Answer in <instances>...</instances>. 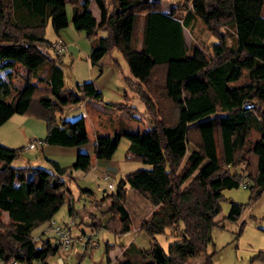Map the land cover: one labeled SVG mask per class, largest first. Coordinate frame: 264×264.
I'll use <instances>...</instances> for the list:
<instances>
[{
	"label": "trees",
	"instance_id": "trees-1",
	"mask_svg": "<svg viewBox=\"0 0 264 264\" xmlns=\"http://www.w3.org/2000/svg\"><path fill=\"white\" fill-rule=\"evenodd\" d=\"M95 1L99 21L89 0H0V125L13 114L33 115L45 123L42 142L75 146L89 141V135L83 116H57L66 107L92 99L130 116L135 113L126 103L104 101L92 80L65 86L61 56L52 50L55 40L45 36L48 23L55 32L69 23L82 31L90 42L88 60L99 71L106 53H120L129 72L124 81L152 117L151 126L97 135L93 158L110 159L125 136L129 157L148 167L126 173L98 197L89 188H78V198L92 203L91 211L82 209L89 219L84 224L115 234L129 231L126 185L144 172L147 180L137 191L155 208L139 229L153 237L170 228L180 239L166 250L155 240L147 248L130 242L116 264H136L132 254L137 264H186L202 254V264H213L214 252H206L213 227L237 221L264 192V0H179L167 11L163 0ZM197 20L221 38L210 55L197 44L189 51L184 31ZM140 26L141 47L136 48ZM223 26L233 30L230 44ZM15 74L22 77L20 85L12 80ZM19 149L0 142V263L56 264L48 258L59 244L47 236L36 245L32 230L55 215L65 195L68 214L76 212L69 172L77 165L48 159L47 166H15ZM90 165L88 160L83 171ZM29 172L34 173L32 183ZM242 182L249 189L248 201H231L227 213L217 218L223 190ZM55 192L57 196H49ZM109 247L107 243V263ZM254 258L264 261V251Z\"/></svg>",
	"mask_w": 264,
	"mask_h": 264
},
{
	"label": "rangeland",
	"instance_id": "rangeland-1",
	"mask_svg": "<svg viewBox=\"0 0 264 264\" xmlns=\"http://www.w3.org/2000/svg\"><path fill=\"white\" fill-rule=\"evenodd\" d=\"M177 1L179 0H163L161 4L162 9L169 10L170 7ZM67 9L68 12L71 11L70 4H67ZM262 15H264L263 8ZM220 30L224 32L226 43H232L234 36V34H232V28L229 26H223ZM184 33L186 42L189 46V51L191 50L192 45L197 44L203 48L207 55H210L213 45L219 43V34L206 27L199 20L195 22L190 30L185 29ZM54 34V30L52 29L50 23H48L45 28V36L47 38H53ZM139 35V43L137 44L136 48L141 47L142 26L139 27ZM82 40L87 43L89 42V39L84 34H82ZM113 51L115 52V54H117L119 63L120 65H122V68L127 69V64L121 54L116 52L115 50ZM60 66L64 72L66 87L70 86L72 77L75 73L74 69L80 72L85 68H88L87 62L83 56L77 61L73 62L72 55L67 52H65L64 56L62 55V62L60 63ZM85 74H87L86 71ZM12 80L16 85H20L23 81L22 77L17 74L13 76ZM103 100L105 101L104 98ZM97 103L98 101H91L87 105L86 112H83L86 116V129L89 138L91 139H89L86 145L81 147L82 149H78L79 151H85L86 149H88V152L86 153L92 154V157V149L94 145L93 142H95L94 137L96 130L100 131V133L102 134L113 133L114 128H116L117 132L122 130L136 132L138 127H140V129H144L151 126L152 117H150L146 111V121H144L143 119L137 121L133 120L125 111L118 109L113 110L109 106L104 105L105 107L102 108V111H99L94 107ZM78 111L79 113H81V108H72L70 111H66V113L68 112L67 114L73 116L77 114ZM57 116L64 117L62 116L61 112ZM4 124H6L3 125L5 126L4 128L8 126H11V128H15L19 124V121L10 119ZM4 128H2L1 130H3ZM37 130L41 131V127H39V124L35 126V131ZM1 135L2 134H0V137H2ZM1 139L0 142L4 146L10 148H20L18 151V155L13 160V165H23L25 162L24 155H27V153L24 149L25 147L23 146L24 144L22 142V139H20V137L15 134L7 142H4ZM33 141L38 143L36 139H33ZM128 143V139L125 136H121L117 148L111 158V161L115 163V167L112 168L113 171H116L115 176H113V173H108V176L103 177L101 174L96 172L93 167L90 168V170L88 169L86 172L82 169L76 171L74 179L69 186L74 197L73 206L77 213L74 212L73 216H70L68 214V205L65 201L62 202L58 211L52 217L60 224L69 222L71 218H74L75 224L71 226V229L69 231L70 237L72 239V244L69 245L66 249H58V251L54 255H50L48 258L49 263L57 264L56 258L60 256L64 264H116V262L121 259L122 247L125 248L130 242H133L135 245L141 248H147L149 247L150 242H152V240H155L162 246L164 250H166L170 243L178 241L180 239V237L176 235V232L172 231L170 228H167L162 233L153 235V237L144 229L136 228V224L140 220H143L145 217L150 215L155 206L142 194L132 191L133 187L131 183H128L126 185L128 194L126 193L125 197V207L128 210L130 219H132V226L130 231H127L123 234H115L112 231L105 230L103 228H99L98 230H91L90 226L84 224V222H88L89 219L86 217L87 211H84L82 209L91 211L92 203L88 199H84L83 197L78 198V188H89L93 190L95 195L98 197L103 192V189L108 190L107 184L109 182L116 184L118 179L124 176L126 173L142 167H148V165L141 160L129 157V155L127 154L129 145ZM67 150L69 149L67 148ZM33 151V149H30L29 152ZM61 155L71 156L73 155V153H65ZM239 168L235 170L238 171ZM222 194L223 198L220 200L221 211L217 218H221L227 213L231 201L246 203L248 201L249 189L247 187L239 185L237 188L224 189ZM105 208L106 205L102 206L103 210ZM94 210L99 212L98 209ZM81 212L83 216H81ZM8 220L9 219L3 221L2 215L3 222L6 223L8 222ZM241 221H244L245 223L243 225L241 233L236 238L238 225ZM47 227V222L41 223L34 227L32 230L34 237H36L42 229H47ZM82 231H84V234ZM47 232L48 233L44 235L51 236V229ZM81 235H83V237H81ZM211 237V242L207 245L206 252H214L212 256L213 264H264V261L254 258L256 253H258L259 251H264V192L254 203L245 206L241 213V216L237 221L224 220L218 226L213 227ZM34 241L36 245H39L42 240L37 239L36 237L34 238ZM107 243L108 246H110V261L108 263L106 262L105 251V246ZM203 257V254L197 256L189 260L186 264H202ZM130 259H132L136 264L139 263L138 258L134 254H132Z\"/></svg>",
	"mask_w": 264,
	"mask_h": 264
},
{
	"label": "crops",
	"instance_id": "crops-1",
	"mask_svg": "<svg viewBox=\"0 0 264 264\" xmlns=\"http://www.w3.org/2000/svg\"><path fill=\"white\" fill-rule=\"evenodd\" d=\"M88 8L92 13V16L96 21L100 20V10L99 7L96 4L95 0H89ZM262 8L264 9V1L261 7V15H262ZM164 10V9H163ZM68 11V9H67ZM167 11V10H164ZM71 12V11H70ZM70 12L69 15H70ZM264 17V15H262ZM55 32V31H54ZM82 34H84L82 31H76L75 28L73 27L72 23H69V25L65 28H61L58 32H55L53 38H48L51 41L56 40V39H61L66 46V49L63 53V56L65 52L69 53L72 55L73 62L77 61L79 58L82 56L85 58L88 68H85L83 71H78L74 69V75L72 77V81L70 83V88L74 87L76 83H81L85 82L88 80H92L96 86V88L102 93L103 98L105 101H111V102H117V103H126L127 105L131 106L134 108L135 113L130 116L133 120H141L143 119L146 121V114H145V107L142 104V102L138 99L136 96L135 92L126 85L124 81V76L129 75L128 72V67L127 69H123L122 65L119 63V58L117 54H115L114 51H111L109 53H106L99 61V64L101 66V71H99V68L97 65H92L89 60H88V52L90 50V43L84 42L82 40ZM219 43L221 42V38H219ZM219 43H216L214 46L218 45ZM61 61H62V56H61ZM85 71L87 74H85ZM72 76V75H71ZM64 84H65V79H64ZM125 92L127 96V100H125ZM93 101L92 99H86L83 101H80L78 103H75L73 105H70L66 107L61 113V117L63 119H68V120H73L79 116H83L85 120V125H86V116L84 115L83 112H86L87 110V105ZM75 107V108H74ZM95 109L101 110L102 108L105 107L102 102H98L95 106ZM76 109V108H81L82 112L75 114L73 116H70L69 114L66 113V111H70L71 109ZM114 110V108H111ZM79 114V115H78ZM14 117V118H13ZM10 119H15L19 121V124L15 128H11V126H8L4 128L6 125L7 121ZM3 124L0 125V134H2L0 137L1 140L4 142H7L8 140L11 139V137L15 134L22 139L23 146L25 147L24 149L26 150L27 155H24V164L28 163L33 166H47V161L48 159H53L56 160L60 165L62 166H69L72 164H76L77 167L74 169L70 170V174L72 176H75L76 171L83 170V166L85 163L90 160L91 165L90 168L93 167V169L101 174L103 177L108 176V173H113L115 176L116 171H113L112 168L115 167V163L111 161L110 159H99V158H93L92 154H88V149L85 151H79L78 149H82L84 145L88 143V141L85 144L82 145H75V146H61V145H55V144H48L45 142H42V138L45 135V123L43 120L38 119L35 116H31L29 114H18V115H11ZM118 123V122H116ZM115 123V124H116ZM144 123V122H143ZM39 124V127H41V131L37 130L35 131V126ZM4 128L3 130H1ZM148 128V127H146ZM28 129V130H27ZM113 133H103V134H114L117 132L116 128L113 129ZM97 135H102L100 131H95V137ZM36 139L38 143H36L33 147L28 146L29 143L33 140ZM91 139V138H89ZM94 143V142H93ZM21 144V143H19ZM129 144V143H128ZM60 147V148H58ZM62 147V148H61ZM66 147V148H65ZM67 148L69 150H67ZM30 149H33V152H29ZM24 150V152H25ZM78 151V152H77ZM93 151V149H92ZM65 153H73V155H61ZM64 156V157H63ZM23 164V165H24ZM145 168V167H142ZM29 177L28 181L29 183H32L33 181V172H29ZM147 177L144 174V172L139 173L132 179L128 180V183L132 185V191H135L136 193H139L137 191L138 185L146 181ZM15 185L17 184L16 181L13 182ZM72 183V182H71ZM70 183V184H71ZM127 183V184H128ZM128 194V191H127ZM50 197H55L57 196V192L49 195ZM84 198V197H83ZM67 199V196L65 195L62 198V202H65ZM62 204V203H61ZM3 215V221H6L8 219V213L7 211L3 210L2 212ZM140 220L136 224V228H140ZM48 223V222H47ZM132 226V219H131V225L130 229ZM129 229V231H130ZM48 230H50V227L48 226L47 229H42L40 233L36 236L37 239L43 240L47 236L44 234H47ZM52 231V230H51ZM50 237L52 239H55L53 231L50 233ZM77 236V235H76ZM77 241V239H76ZM109 255V253H108ZM110 256V255H109Z\"/></svg>",
	"mask_w": 264,
	"mask_h": 264
},
{
	"label": "built area",
	"instance_id": "built-area-1",
	"mask_svg": "<svg viewBox=\"0 0 264 264\" xmlns=\"http://www.w3.org/2000/svg\"><path fill=\"white\" fill-rule=\"evenodd\" d=\"M65 49H66L65 43L61 39H57V40L53 41L52 50H53V53L55 55L62 56ZM35 144H36V142L32 140L28 146L33 147ZM240 185L245 187V182H242ZM107 188H108V190H112L114 188V184L112 182H109L107 184ZM103 191H105V189H103ZM74 224H75L74 218H71V220L69 222H66L63 224L58 223L53 218H50L48 220V226L50 227V229L54 233V236H55L54 240H55V242H57L59 244L58 245L59 250H64L69 245L72 244V239L70 237L69 231L71 229V226H73ZM81 237H83V235H81ZM56 262H57V264H64V262L60 256H58L56 258Z\"/></svg>",
	"mask_w": 264,
	"mask_h": 264
},
{
	"label": "water",
	"instance_id": "water-1",
	"mask_svg": "<svg viewBox=\"0 0 264 264\" xmlns=\"http://www.w3.org/2000/svg\"><path fill=\"white\" fill-rule=\"evenodd\" d=\"M250 106H252V105H244V108H249Z\"/></svg>",
	"mask_w": 264,
	"mask_h": 264
}]
</instances>
